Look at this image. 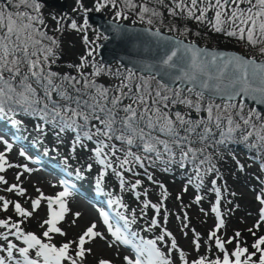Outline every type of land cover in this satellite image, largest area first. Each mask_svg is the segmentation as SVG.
<instances>
[{"label":"snow or ice","instance_id":"6c2138e0","mask_svg":"<svg viewBox=\"0 0 264 264\" xmlns=\"http://www.w3.org/2000/svg\"><path fill=\"white\" fill-rule=\"evenodd\" d=\"M75 4L73 11L80 15L79 22L66 14L46 15L47 0H0V120L25 130L24 119L17 117L38 121V144L43 143L49 129L58 144L70 135L69 154L75 156L78 149L87 150L99 166L94 177L96 190L105 194V178L109 174L116 177L120 191H131L140 202L139 218L147 216L148 209L154 212L142 230L151 233L160 229V233L146 239L140 232L131 231L138 222L137 213L128 212L123 198L117 196L108 203L124 210L118 213L122 225L112 223L108 213L101 212L108 235L93 222L78 236L68 239L67 231L60 225L71 213V226H75L81 213H72L69 207L75 184L62 180V190L55 195H46L36 188V198H28L31 210L0 195V212L11 209L19 218H0V264H85L93 251L89 245L97 240L109 248H130L132 255L123 256L122 264H174L173 253L180 264H264V235H257L264 225V180L256 177L262 185L255 197L261 207L256 222L247 229L253 238L249 245L241 231L227 239L221 234L226 228V216L239 205L222 210V202H233L225 199L228 185L220 170V164L230 157L238 171L245 172L233 145H244L264 157V114L254 109L245 111L248 98L264 104V60L202 48L194 41L177 39L169 44L166 42L171 37L155 27L165 17V12L156 6L160 5L168 16L186 22L184 35L192 31L187 26L191 22L264 56V0H169L168 4L165 0H93L91 7L85 5V0H75ZM105 9L114 10L110 30L116 36L129 38V29L122 21L131 17L146 25L144 31L157 38L156 54L124 71H113L98 60L104 47L100 41H108L110 36L93 29L89 14ZM49 20L54 22L51 29ZM66 30L80 35L85 46L78 63L64 64L62 60L61 40L56 34L62 35ZM90 31L95 35L90 37ZM168 31L179 28L170 21ZM194 35L200 36L201 32ZM13 150V143L0 135V186L26 198L22 177L35 169L28 163H13ZM18 155L38 163L23 149ZM260 167L264 171V163ZM10 169H17L16 183H9L6 178ZM92 170L93 164L89 163L84 171ZM177 171L186 181L182 191L195 189V205L206 199L203 192L210 185L207 190L214 199L209 211L214 214L215 225L208 234L207 253L215 247L220 255H199L190 261L168 230L166 201L170 193L156 174L174 175ZM76 174L86 178L80 170ZM144 180L159 190L158 202L148 199ZM229 195L235 197L237 193ZM176 199L181 201L182 215L177 214L183 225L181 231L184 236L188 235L185 229L192 232L193 250L199 253L201 236L189 228V214L184 210L191 204L184 205L182 196ZM42 204L47 210V218L39 224L43 231H26L23 225ZM199 211L209 214L203 207ZM57 236L64 239L57 241ZM227 245L233 247L229 249ZM98 264L113 261L101 258Z\"/></svg>","mask_w":264,"mask_h":264},{"label":"rangeland","instance_id":"374dc122","mask_svg":"<svg viewBox=\"0 0 264 264\" xmlns=\"http://www.w3.org/2000/svg\"><path fill=\"white\" fill-rule=\"evenodd\" d=\"M165 2L169 3V0H165ZM93 0H85V5L87 7H91ZM76 6L75 0H47V7L45 9L46 15H58L62 12V9H65L67 12V16L77 19L78 22L81 19L80 15L73 11V8ZM128 23H132L128 21ZM49 25L53 28L54 22L49 20ZM90 34V32H89ZM92 37L91 35H89ZM61 40V46L63 49L62 60L66 63H78V57L85 52V46L82 43L80 35L77 33L66 30L62 35L59 36ZM5 139H8L10 142L11 138L9 139L6 135L1 134ZM71 140V136L69 135L66 139H64V143L62 144V150L60 151L61 157L63 159L67 154H69L68 146L70 145L69 142ZM14 145V150L10 154V160L13 163H28L29 167L35 169L33 173L25 174L22 177V186L27 190V197L21 198L16 196L14 193H8L3 190L4 186H0V195L5 196V198L20 202L22 206L25 208L30 209V199L28 198H36L37 192L36 188H40L46 195H55L56 192L62 190L60 186V175H55L51 173L47 167L42 165L41 163H32L29 161L24 160L23 157L18 155L20 147L16 144ZM29 156H32L33 159L36 161L35 155L28 153ZM236 158L245 165V172L241 173L236 168L235 162L228 157L226 162V169L224 173V179L227 181L228 185V192L225 193V199H231L233 204L227 205L222 202V210L231 208L234 205H239L238 209H235L233 213L226 216V228L221 230V234L223 235L224 239L232 236L235 231H241L243 234V239L246 238V241L249 242L252 237L248 233L247 229L250 228L257 220L258 216V209L261 207L259 203L256 201V193L262 187L261 183L256 179V177H260L258 173V165L256 163H248L244 157V154L241 151L235 152ZM51 159V158H50ZM40 164V165H39ZM95 172L98 173V168L95 165L94 167ZM17 169H10L5 175L8 179L9 183H16L15 180V173ZM262 177H260L261 180ZM166 186L169 190L170 196L166 201L167 208L169 210L168 215V223L167 228L169 231L173 233L176 237L178 245L182 248L186 255L188 256L189 260L191 261L192 258H195L199 255L209 254L207 253V238L209 232L214 228L215 225V217L209 209L211 206V201L214 199V194L206 195V199L202 202L201 205H195L193 203L194 197L197 194L195 189L189 187L188 192L185 194L182 191L183 187L185 186V179L179 173L178 177H169L166 179ZM84 186L79 184H75V193L73 197L69 200V207L71 208L72 213L80 212L81 216L80 219L77 220L75 226H71V221L73 216L71 213L65 218V221L62 222L60 225L64 228L65 231L68 233V239L74 238L78 236L90 223H97L98 230L103 231L105 235H108L106 231V225L103 224V218L100 216L101 212H107L109 215V219L111 218L110 212L106 211L104 208L98 206L100 203L98 201H104L105 199L109 198V189L104 186V193L101 194L96 190L94 180L87 179L83 182ZM55 185V187L53 186ZM210 185H207L204 189L205 193L207 188ZM149 190V197L152 202H158V189L155 186L150 185L146 187ZM255 189L256 191H253ZM236 192L237 195L232 197L229 195L231 192ZM182 192V193H181ZM96 196H94V195ZM98 194V195H97ZM177 196H182V202L184 205L191 204V207L186 208L189 214L190 222L189 228H194L196 232H198L201 236V249L199 253H196L193 250L192 245V232L188 231V235L184 236L181 229L183 225L181 224L180 220L177 219V214L182 215L181 209V201L176 199ZM109 201V199H108ZM98 204V205H97ZM203 207L205 211H208V215H204V213L199 211V208ZM154 214V212H153ZM5 216H13L14 219H19L15 217L10 209L8 213L0 212V218H4ZM47 218V210L46 206L42 204L41 208L34 213L33 218L27 220L23 227L26 231L35 232L37 234L41 233L43 230L39 227V224ZM113 218V217H112ZM164 213L161 212L160 219L163 221ZM119 221V219H118ZM123 222V221H119ZM113 223V222H112ZM116 224V223H114ZM155 233V232H154ZM160 233V229L158 234ZM259 235H264V225L261 226ZM156 234V233H155ZM147 239V237H145ZM61 237H56L57 241H60ZM232 245H227L230 249ZM93 249L92 254L89 255L85 261V264H98V260L101 258L110 259L113 261V264H122V258L125 255H132V251L127 246H120L119 248L113 247L109 248L103 241H95L93 244L89 245ZM167 251V249H165ZM211 256L220 255L215 247L212 248ZM173 260L174 264H180L178 257L175 253H173Z\"/></svg>","mask_w":264,"mask_h":264},{"label":"trees","instance_id":"16d2710c","mask_svg":"<svg viewBox=\"0 0 264 264\" xmlns=\"http://www.w3.org/2000/svg\"><path fill=\"white\" fill-rule=\"evenodd\" d=\"M165 4H168L165 2ZM158 7V10L165 12V17L163 20V23H157L155 27H159L161 30L174 34L176 36L182 37L188 41H196L201 45H207L213 48H230V49H236L238 52H241L248 56H255L256 58L260 59L264 56H261L259 52L256 49H248L244 45L238 44L235 41L230 42L228 39L213 35L211 33H208L205 29H203L201 26L192 24L191 22H187V26L191 28V32L187 35L183 34V28L184 24L186 22L179 21L177 19H174L167 15V11L163 6L156 5ZM101 13L105 14L109 18H112L114 14V10L111 9H105ZM60 14H66L67 12L65 9H62V12ZM128 21H131L133 24H139L135 17H131ZM125 21V22H128ZM171 21L172 24H174L177 28H179V31H173L169 32V22ZM142 25V24H141ZM50 29L52 28L49 25ZM93 27V26H92ZM93 29H96L93 27ZM196 31H200V36H195L194 33ZM60 36V34H56ZM91 36L95 35L94 31H90ZM98 59V57H97ZM64 62V61H63ZM64 64H68L64 62ZM109 66L113 71H115L117 68H119L121 71H124L126 68L120 66L117 63H112L107 65ZM62 71L68 70L66 68L60 69ZM246 105V104H245ZM249 109H254L251 105H246L245 111L247 112ZM255 110V109H254ZM264 114V112L262 113ZM17 119H24L26 130L25 129H17L11 125V123L7 120H0V133L6 135L9 139L11 138L12 142L15 143L18 147L21 149L31 152L34 154L38 159L39 163L47 167V169L55 174L60 175L65 180H67L70 183H75L76 185H83L84 180L92 179L94 180V177L98 174L95 172V163L93 162V159L91 157V154L89 151L84 149H78L75 156H71L70 154H67L65 158H67V163H65V158L61 157L60 151L62 150V144L56 143L55 135L54 133L49 129L48 135L43 137V143L38 144L37 140L40 139L41 134L38 133L35 130V124L38 123V121L33 120L30 117H17ZM69 136V135H68ZM68 136H65L64 139H66ZM22 137V138H21ZM70 145L68 146L69 150ZM236 151H241L244 154V157L248 163H256L258 165V173L259 176L262 177L261 180H264V171L261 170V163H264V157H259L257 153L254 150H250L244 145H233L231 146ZM51 158V159H50ZM89 163L93 164V170L91 173H88L84 171ZM99 169V166L96 165ZM226 169V163L222 162L220 164V170L221 172H224ZM77 170H80L86 178L81 179L77 176ZM179 172L177 171L174 175L173 174H164V173H157L156 178L165 183L166 185V179L169 177H178ZM130 180L133 179L132 177H128ZM143 179V177H140ZM208 180H211V177L208 178ZM151 184L144 180V188L150 186ZM84 186V185H83ZM104 186H106L109 189V193H111V196L109 198L115 199L117 196H121L123 198V202L127 205L128 212H131L132 210H135L138 217V222L135 225H132L131 231H137L140 232L142 236L147 238H154L155 235H158L159 229H154L153 232H144L142 229L147 224V222L153 217V210L148 209L147 210V216L144 218L140 217V202L135 199V196L131 191H125L121 192L119 189L117 178L109 174L104 181ZM147 189V188H146ZM157 189V188H156ZM159 191V190H158ZM182 193V192H181ZM182 194H185L182 193ZM205 195L211 194L210 192L206 191L203 193ZM94 195V194H93ZM98 195V194H97ZM96 196V195H94ZM143 199V197H142ZM150 199V198H148ZM151 200V199H150ZM100 203V206L103 207L106 211L110 212L111 216L113 217V220L118 221V213H124L123 209H120L119 206L116 205H110L104 201H98ZM98 205V204H97ZM121 221V220H119ZM118 221V222H119ZM119 225H122L123 222H119ZM156 234H155V233ZM259 236V234L257 233ZM246 240V238H244ZM253 238L247 242L249 245L252 243ZM233 246L230 247V249Z\"/></svg>","mask_w":264,"mask_h":264},{"label":"water","instance_id":"95a60500","mask_svg":"<svg viewBox=\"0 0 264 264\" xmlns=\"http://www.w3.org/2000/svg\"><path fill=\"white\" fill-rule=\"evenodd\" d=\"M89 21L90 24L97 30L105 32V34L110 36L108 41H100L104 47L100 50L98 59L105 65L117 63L125 68H133L134 65L139 66L145 58L154 56L156 54L155 42L157 38L151 37L144 31L145 27H147L145 25L129 24L122 21L125 27L129 29V38H122L111 32L110 26L112 25L113 21L102 13L93 11L89 14ZM161 32L163 35L171 37V40L167 41L166 43L173 44L177 39L188 42L182 37L164 31ZM137 37H139V39H137ZM195 43L202 48L230 51L235 54L246 56L235 50L225 48H211L209 46H201L197 42ZM258 60H264V58ZM175 86L179 87L178 84ZM245 104L252 105L255 110L260 111L261 113L264 112V104L254 101L252 98L246 99Z\"/></svg>","mask_w":264,"mask_h":264},{"label":"flooded vegetation","instance_id":"af4514ba","mask_svg":"<svg viewBox=\"0 0 264 264\" xmlns=\"http://www.w3.org/2000/svg\"><path fill=\"white\" fill-rule=\"evenodd\" d=\"M246 47V46H245ZM248 48V47H247ZM228 49H230V48H228ZM249 49V48H248ZM233 50H235L236 51V49H233Z\"/></svg>","mask_w":264,"mask_h":264}]
</instances>
